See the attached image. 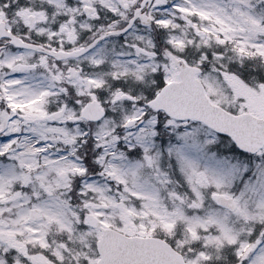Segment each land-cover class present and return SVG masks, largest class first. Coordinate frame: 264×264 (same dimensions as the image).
I'll return each instance as SVG.
<instances>
[{
  "label": "snow or ice",
  "instance_id": "snow-or-ice-1",
  "mask_svg": "<svg viewBox=\"0 0 264 264\" xmlns=\"http://www.w3.org/2000/svg\"><path fill=\"white\" fill-rule=\"evenodd\" d=\"M0 264H264V0H0Z\"/></svg>",
  "mask_w": 264,
  "mask_h": 264
}]
</instances>
